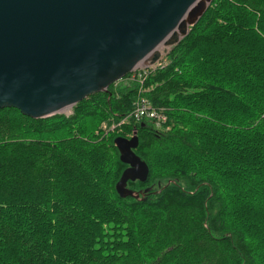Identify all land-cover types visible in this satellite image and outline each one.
<instances>
[{
	"label": "trees",
	"instance_id": "obj_1",
	"mask_svg": "<svg viewBox=\"0 0 264 264\" xmlns=\"http://www.w3.org/2000/svg\"><path fill=\"white\" fill-rule=\"evenodd\" d=\"M166 59L71 114L0 109V264H264V0H213ZM139 96L164 125L121 123Z\"/></svg>",
	"mask_w": 264,
	"mask_h": 264
},
{
	"label": "water",
	"instance_id": "obj_2",
	"mask_svg": "<svg viewBox=\"0 0 264 264\" xmlns=\"http://www.w3.org/2000/svg\"><path fill=\"white\" fill-rule=\"evenodd\" d=\"M213 0H0V109L34 119L61 114L89 95L161 58L178 44ZM128 167L116 183L122 198H139L129 181H146L139 139L116 137Z\"/></svg>",
	"mask_w": 264,
	"mask_h": 264
},
{
	"label": "built area",
	"instance_id": "obj_3",
	"mask_svg": "<svg viewBox=\"0 0 264 264\" xmlns=\"http://www.w3.org/2000/svg\"><path fill=\"white\" fill-rule=\"evenodd\" d=\"M158 63V64H157ZM156 66L144 67L140 66L135 71H141L143 73L139 74L141 77L143 74L147 73L149 69H154L161 65L162 62H157ZM134 77V76H132ZM133 119L134 121H141L144 119L152 120L156 126L160 127L164 125L167 121V116L164 113V108H159L154 106L150 100L145 96H139L133 103V108L130 113L124 117L121 123Z\"/></svg>",
	"mask_w": 264,
	"mask_h": 264
},
{
	"label": "rangeland",
	"instance_id": "obj_4",
	"mask_svg": "<svg viewBox=\"0 0 264 264\" xmlns=\"http://www.w3.org/2000/svg\"><path fill=\"white\" fill-rule=\"evenodd\" d=\"M160 49H161V51H162V55H161V58L159 59L158 62L165 63V62H167V59H166V54H167V53H164V52H163V50H164L165 48L161 47ZM170 49H171V46L167 48V50H168L167 52H169ZM157 64H158V63H157ZM157 64H155L154 66H156ZM63 113H65V114H71V113H72V108L65 109Z\"/></svg>",
	"mask_w": 264,
	"mask_h": 264
},
{
	"label": "bare ground",
	"instance_id": "obj_5",
	"mask_svg": "<svg viewBox=\"0 0 264 264\" xmlns=\"http://www.w3.org/2000/svg\"><path fill=\"white\" fill-rule=\"evenodd\" d=\"M134 121V120H133ZM125 123V122H124ZM123 124V123H122ZM119 125H121V124H119ZM116 127H118V125L116 126Z\"/></svg>",
	"mask_w": 264,
	"mask_h": 264
}]
</instances>
